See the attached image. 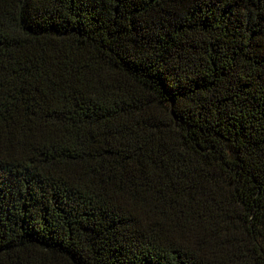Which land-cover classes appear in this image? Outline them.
<instances>
[{
	"label": "trees",
	"instance_id": "16d2710c",
	"mask_svg": "<svg viewBox=\"0 0 264 264\" xmlns=\"http://www.w3.org/2000/svg\"><path fill=\"white\" fill-rule=\"evenodd\" d=\"M0 264H264V0H0Z\"/></svg>",
	"mask_w": 264,
	"mask_h": 264
}]
</instances>
